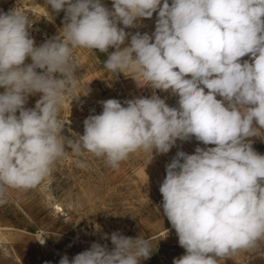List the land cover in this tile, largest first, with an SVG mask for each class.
Listing matches in <instances>:
<instances>
[{
    "label": "clouds",
    "instance_id": "1",
    "mask_svg": "<svg viewBox=\"0 0 264 264\" xmlns=\"http://www.w3.org/2000/svg\"><path fill=\"white\" fill-rule=\"evenodd\" d=\"M46 2L65 13L63 37L40 46L22 9L0 11V203L8 189L38 186L66 149L118 168L139 150L167 154L194 137L212 146L178 151L159 188L162 214L185 250L173 264H218L264 239V155L251 140L264 131V0H112L111 9L102 0ZM153 14L151 35L125 31ZM78 48L107 53V70L128 71L153 92L100 102L102 112L88 116L73 140L62 134L59 113L77 87ZM155 90L178 96V107ZM103 239L114 247L93 243L59 264H140L152 254L141 236Z\"/></svg>",
    "mask_w": 264,
    "mask_h": 264
},
{
    "label": "rangeland",
    "instance_id": "2",
    "mask_svg": "<svg viewBox=\"0 0 264 264\" xmlns=\"http://www.w3.org/2000/svg\"><path fill=\"white\" fill-rule=\"evenodd\" d=\"M102 2L111 9L112 0ZM11 4L23 7L40 33L45 34L46 39L39 41V46L55 36L63 37L65 13L52 11L46 0H0V11L4 12ZM156 19L153 14L152 18L141 20L138 27L125 31L151 35ZM129 42L130 36L125 43ZM112 51L110 48L109 52ZM72 55L78 66L77 87L60 105L64 136L78 140L84 133V120L102 112V101L117 99L123 104L129 99L152 95L150 87L137 86L132 73L116 74L107 70L104 67L107 53L78 48ZM247 59L245 56L242 61ZM26 63H31L30 58ZM3 91L0 88V93ZM155 91L170 107H178V96ZM40 96L39 93L30 95L26 107L34 108ZM259 135L251 140L254 150L264 155V131ZM211 146L203 145L194 137L188 141L177 140L167 154H157L154 150L152 155L151 151L139 150L118 168H112L102 157L66 149L38 186L7 190L4 202L0 203V264H59L64 255L71 260L90 249L93 243L107 245L111 250L114 247L111 240L103 236L110 237L113 232L150 241L152 254L140 264H173L185 250L178 243L175 229L162 214L163 197L159 188L166 177V165L178 151L193 154L196 147ZM79 163L85 166L80 167ZM40 233L45 234L43 245L38 242ZM218 264H264V239L254 247L220 258Z\"/></svg>",
    "mask_w": 264,
    "mask_h": 264
},
{
    "label": "built area",
    "instance_id": "3",
    "mask_svg": "<svg viewBox=\"0 0 264 264\" xmlns=\"http://www.w3.org/2000/svg\"><path fill=\"white\" fill-rule=\"evenodd\" d=\"M16 7H19L20 9H22L25 12V14H27V16L29 17L30 23H33L31 28L29 29V32H30L31 37L34 38L35 40V45L39 46L38 42L39 41L40 43L43 42L46 39V36L45 34L40 33V30L39 28H37L33 18L29 15V13L23 7L19 6L18 4H11L4 8V12L7 13L9 10L16 8Z\"/></svg>",
    "mask_w": 264,
    "mask_h": 264
}]
</instances>
